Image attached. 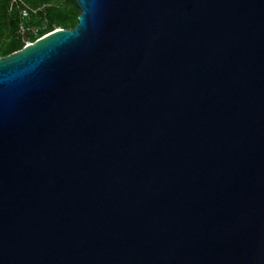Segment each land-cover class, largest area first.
<instances>
[{"label": "water", "instance_id": "95a60500", "mask_svg": "<svg viewBox=\"0 0 264 264\" xmlns=\"http://www.w3.org/2000/svg\"><path fill=\"white\" fill-rule=\"evenodd\" d=\"M0 57V264H264V0H76Z\"/></svg>", "mask_w": 264, "mask_h": 264}, {"label": "trees", "instance_id": "16d2710c", "mask_svg": "<svg viewBox=\"0 0 264 264\" xmlns=\"http://www.w3.org/2000/svg\"><path fill=\"white\" fill-rule=\"evenodd\" d=\"M11 1L0 0V57L22 49L28 39H37L18 33L22 8L38 10L37 14L32 11L28 20L30 24L41 28L38 38L57 28H73L81 12L76 0H19V6L13 5ZM43 19L47 20L45 26L39 25Z\"/></svg>", "mask_w": 264, "mask_h": 264}, {"label": "built area", "instance_id": "2783aa9c", "mask_svg": "<svg viewBox=\"0 0 264 264\" xmlns=\"http://www.w3.org/2000/svg\"><path fill=\"white\" fill-rule=\"evenodd\" d=\"M11 2H12L13 5L15 4V5H18V6H19V3H21L19 0H12ZM32 11L35 14L38 13L37 9L30 10L27 7L26 8H22V10L20 12L21 22H20V25H19V28H18V33L21 36H23V37H26L28 35H30V36L32 35V36H34V37H36L38 39V36H39L41 28L39 26H37V25L30 24L28 22L29 18L31 17ZM31 42H34V41H32L30 39L26 40V44H29Z\"/></svg>", "mask_w": 264, "mask_h": 264}, {"label": "rangeland", "instance_id": "374dc122", "mask_svg": "<svg viewBox=\"0 0 264 264\" xmlns=\"http://www.w3.org/2000/svg\"><path fill=\"white\" fill-rule=\"evenodd\" d=\"M46 21H47L46 19H43L42 24H39V25L45 26L44 24L46 23Z\"/></svg>", "mask_w": 264, "mask_h": 264}]
</instances>
